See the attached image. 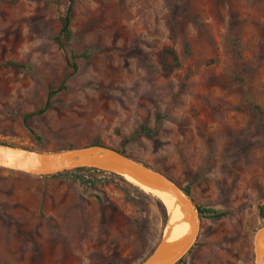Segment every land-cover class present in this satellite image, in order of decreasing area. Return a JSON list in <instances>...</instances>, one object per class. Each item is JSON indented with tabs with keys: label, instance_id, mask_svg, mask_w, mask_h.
I'll use <instances>...</instances> for the list:
<instances>
[{
	"label": "rangeland",
	"instance_id": "rangeland-1",
	"mask_svg": "<svg viewBox=\"0 0 264 264\" xmlns=\"http://www.w3.org/2000/svg\"><path fill=\"white\" fill-rule=\"evenodd\" d=\"M67 7L0 0V142L123 152L217 213L200 217L180 264H254L264 225V0H75V72L53 40ZM165 48L181 63L171 75L159 64ZM50 89L51 107L37 114ZM34 114L29 130L24 117ZM152 196L100 171L0 168V264H141L168 224Z\"/></svg>",
	"mask_w": 264,
	"mask_h": 264
},
{
	"label": "water",
	"instance_id": "water-1",
	"mask_svg": "<svg viewBox=\"0 0 264 264\" xmlns=\"http://www.w3.org/2000/svg\"><path fill=\"white\" fill-rule=\"evenodd\" d=\"M100 153H105L107 157L91 159V156ZM0 168L35 176H47L77 169H94L116 174L120 177L121 172H129L131 175L145 180L150 187L173 196L190 216L191 235L177 255L170 258H160L158 255L160 243L155 252L141 264H178L196 243L200 231V213L192 197L188 196L180 185L163 173L148 168L143 163L122 155L114 149L104 146H90L58 152H40L2 143L0 144ZM263 236L264 225L257 230L254 236V264H262L260 243Z\"/></svg>",
	"mask_w": 264,
	"mask_h": 264
},
{
	"label": "bare ground",
	"instance_id": "bare-ground-1",
	"mask_svg": "<svg viewBox=\"0 0 264 264\" xmlns=\"http://www.w3.org/2000/svg\"><path fill=\"white\" fill-rule=\"evenodd\" d=\"M105 157H107L105 153H100L91 156V159ZM120 175L131 185L138 187L148 195H153L152 197L163 203L168 213V224L166 223L167 230L162 237L158 255L160 258H170L177 255L182 245H184L191 235L190 216L185 212L178 200L170 194L150 187L145 180L139 179L129 172H121ZM260 245L262 247L261 260L262 264H264V236L261 239Z\"/></svg>",
	"mask_w": 264,
	"mask_h": 264
},
{
	"label": "trees",
	"instance_id": "trees-1",
	"mask_svg": "<svg viewBox=\"0 0 264 264\" xmlns=\"http://www.w3.org/2000/svg\"><path fill=\"white\" fill-rule=\"evenodd\" d=\"M67 2H68V7H67L65 13L59 17L60 29H59L58 33L54 36L53 40H54L55 44L59 47V49L64 53L69 68L75 72L78 70L77 61L81 58V56L77 55L76 53H74L70 49V43H71L72 37H73L72 30H71V21H72L71 18H72V13L74 10L75 0H67ZM158 59H159V64H160L162 70L165 72L166 75H171L175 69H178L181 66L180 59H179L178 55L176 54V52L174 51L173 48L163 49L158 54ZM8 66H16V65L9 63ZM18 67H20V66H18ZM61 89H64V86H62ZM55 94H56V91H53L52 89H50L49 98H48V101H47L44 109L39 111L37 114H41L44 111H46L48 108L51 107V104H52L51 100L54 98ZM37 114H34L32 116L27 115L24 117L25 126L29 130H31V125H30L31 124V118H33ZM0 144H2V143L0 142ZM95 146H98V145L95 144ZM119 153H121L122 155H125L123 152H119ZM147 167L150 168L149 166H147ZM73 171L74 172H82V171L97 172V170H94V169H77V170H73ZM183 189L188 196H191V188L190 187H185ZM96 198L100 201L99 197H96ZM198 210L200 213V217L212 216V215L217 214L216 212H214L210 209L198 208ZM259 211H260L261 217L263 218V221H264V206H259ZM166 218H167V215L165 217V223H166ZM263 224H264V222H263ZM183 259L178 264H180L183 261Z\"/></svg>",
	"mask_w": 264,
	"mask_h": 264
}]
</instances>
